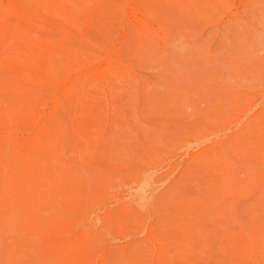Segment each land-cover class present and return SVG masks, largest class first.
<instances>
[{"label": "rangeland", "instance_id": "rangeland-1", "mask_svg": "<svg viewBox=\"0 0 264 264\" xmlns=\"http://www.w3.org/2000/svg\"><path fill=\"white\" fill-rule=\"evenodd\" d=\"M263 177L264 0H0V264H264Z\"/></svg>", "mask_w": 264, "mask_h": 264}, {"label": "bare ground", "instance_id": "bare-ground-1", "mask_svg": "<svg viewBox=\"0 0 264 264\" xmlns=\"http://www.w3.org/2000/svg\"><path fill=\"white\" fill-rule=\"evenodd\" d=\"M264 178V177H263ZM133 183V182H132ZM145 183V182H144ZM146 184V183H145ZM140 187V186H139ZM145 187V186H144ZM144 189V188H143ZM136 192V191H135ZM138 194V193H137ZM143 194H144V192H143ZM128 197V196H127ZM75 244V243H74ZM68 246V245H67Z\"/></svg>", "mask_w": 264, "mask_h": 264}]
</instances>
